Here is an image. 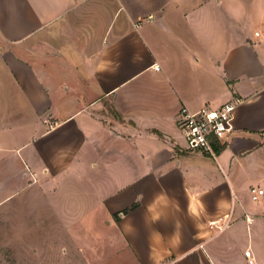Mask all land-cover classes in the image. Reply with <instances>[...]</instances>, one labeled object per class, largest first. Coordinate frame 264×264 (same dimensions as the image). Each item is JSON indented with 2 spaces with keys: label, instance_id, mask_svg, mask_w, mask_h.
<instances>
[{
  "label": "crops",
  "instance_id": "0c3cea01",
  "mask_svg": "<svg viewBox=\"0 0 264 264\" xmlns=\"http://www.w3.org/2000/svg\"><path fill=\"white\" fill-rule=\"evenodd\" d=\"M235 98L217 157L184 150L181 108ZM0 153L48 199L86 176L56 215L100 217L129 264H264V0H0Z\"/></svg>",
  "mask_w": 264,
  "mask_h": 264
},
{
  "label": "rangeland",
  "instance_id": "374dc122",
  "mask_svg": "<svg viewBox=\"0 0 264 264\" xmlns=\"http://www.w3.org/2000/svg\"><path fill=\"white\" fill-rule=\"evenodd\" d=\"M16 144L19 146L21 142ZM34 146L32 140L28 147L33 149ZM0 161H3L2 153ZM3 176L1 172L0 180ZM60 177L59 189L51 199L44 194L49 193L48 188L52 185L36 183L32 176L28 179L20 177V180L15 177V185L0 182V264H78V258L72 252L76 248H81L79 256L88 257L89 264H104L100 261L102 254L107 256L105 264H129L128 256L117 254L115 246L106 245L107 236L112 234L103 229L100 217L89 221L88 216L79 214L56 215V208L66 207L62 199L65 190L70 192L67 198L70 204L86 202L87 194L80 191L83 188L74 187L84 184L86 176ZM56 203L60 204L57 206ZM253 232L252 226L251 239Z\"/></svg>",
  "mask_w": 264,
  "mask_h": 264
},
{
  "label": "built area",
  "instance_id": "2783aa9c",
  "mask_svg": "<svg viewBox=\"0 0 264 264\" xmlns=\"http://www.w3.org/2000/svg\"><path fill=\"white\" fill-rule=\"evenodd\" d=\"M156 69L160 68L156 66ZM241 99L235 98L218 108L205 107L198 111H191L183 106L177 117V127L184 138V150L199 153L203 156L216 158L219 151L225 147L230 134L234 131V120ZM253 198L258 199L263 191L253 189ZM123 215V214H121ZM250 222V219H247ZM251 223V222H250ZM230 225V217L211 222V228L223 231ZM249 264L255 260L250 250L245 252Z\"/></svg>",
  "mask_w": 264,
  "mask_h": 264
},
{
  "label": "trees",
  "instance_id": "16d2710c",
  "mask_svg": "<svg viewBox=\"0 0 264 264\" xmlns=\"http://www.w3.org/2000/svg\"><path fill=\"white\" fill-rule=\"evenodd\" d=\"M220 152V151H219Z\"/></svg>",
  "mask_w": 264,
  "mask_h": 264
}]
</instances>
